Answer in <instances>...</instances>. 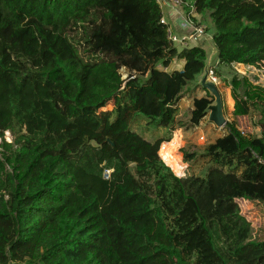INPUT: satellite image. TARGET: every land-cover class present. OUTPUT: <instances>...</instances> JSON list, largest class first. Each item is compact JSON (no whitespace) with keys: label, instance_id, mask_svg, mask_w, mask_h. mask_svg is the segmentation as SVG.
<instances>
[{"label":"trees","instance_id":"16d2710c","mask_svg":"<svg viewBox=\"0 0 264 264\" xmlns=\"http://www.w3.org/2000/svg\"><path fill=\"white\" fill-rule=\"evenodd\" d=\"M182 2L210 21L219 63L264 61V0ZM163 15L158 0H0V264H264L238 202L264 205V88L232 77L234 114L257 113L260 134L228 121L206 176L177 175L171 137L133 128L174 130L207 66ZM214 101L194 99L192 125Z\"/></svg>","mask_w":264,"mask_h":264},{"label":"rangeland","instance_id":"374dc122","mask_svg":"<svg viewBox=\"0 0 264 264\" xmlns=\"http://www.w3.org/2000/svg\"><path fill=\"white\" fill-rule=\"evenodd\" d=\"M161 2L163 3L164 0H161ZM202 18L201 15H198L197 22L205 25L207 31V23H211L209 20L206 21L207 23L202 21ZM172 24V27L175 29L174 25L176 24ZM199 44L203 45L207 50V66L198 79L185 89L182 99L178 102L179 113L177 115L175 129L171 131L167 128H156L150 125L143 117H138L135 122H133V128L150 140H155L159 137H171L170 141L162 143L160 155L166 163L170 165L173 171L181 176L190 174L206 176L211 168L216 167L217 163L215 162V157L209 153V148L219 137L224 136L228 132L226 124L222 127L217 126L212 120H210L209 113L198 126L191 124L190 117L194 99L207 94H211L214 99L216 98L213 91L208 87H204V84L212 83L218 87L222 96L224 104L223 111L227 122L234 121L239 129L247 135L260 134V128L256 124L258 118L257 113L242 116H236L234 114L236 98L233 94L230 81L234 75H238L239 77L247 76L255 84L264 88V61L256 66L240 63H235L233 65H219L217 64L218 51L213 38L207 36L206 41H200ZM180 64L179 60L174 61L176 67H180ZM209 68L214 69L217 77L216 81L211 77ZM113 107L114 103L112 101L104 109H112ZM5 139L9 142L13 140V136L9 131L5 133ZM1 142L2 139L0 138V145ZM185 153L195 155V157L186 160ZM246 167L247 165L245 163H241L238 172L246 169ZM225 169H228L227 166H225ZM109 173L110 170H107V174ZM238 202L242 212L255 227L257 234L260 237H264V205L256 202H249L242 198L238 199ZM22 264H27V262Z\"/></svg>","mask_w":264,"mask_h":264},{"label":"built area","instance_id":"2783aa9c","mask_svg":"<svg viewBox=\"0 0 264 264\" xmlns=\"http://www.w3.org/2000/svg\"><path fill=\"white\" fill-rule=\"evenodd\" d=\"M161 4V0H158ZM175 3L183 5L182 0H173ZM162 9L163 6L161 5ZM194 13H195V6L194 3L191 4V13H182L181 14V26L183 30L186 31L185 35H178L174 32L171 25L167 22L165 15L162 17V22L168 25V38L171 40L175 45H178L180 47H189L193 45V42L196 43L200 40V38L205 37L206 35V26L203 24H200L194 19ZM211 67V66H210ZM209 73L211 74V77L214 79V81L217 80V77L215 75V71L213 68H209ZM176 173V172H175ZM177 174V173H176ZM179 175V174H177ZM181 176V175H179ZM247 200V199H243ZM249 201V200H248ZM250 202V201H249Z\"/></svg>","mask_w":264,"mask_h":264},{"label":"crops","instance_id":"0c3cea01","mask_svg":"<svg viewBox=\"0 0 264 264\" xmlns=\"http://www.w3.org/2000/svg\"><path fill=\"white\" fill-rule=\"evenodd\" d=\"M161 5L163 6V13H164V15L166 17L167 22L171 25V27L173 25L172 23H175L176 24V25H174L175 26V29L172 27L173 30H174V32L176 34H178V35H185L186 34V31L183 30V28L181 26V17H180L182 13H186L185 10H184V8H182L183 6H181L180 4L175 3L173 0H164L163 3L161 2ZM198 15L199 14H197L196 16L198 17ZM207 36L212 37V34L207 31L206 32V35H205V38L204 37L203 38H200V40L198 42H196V43L193 42V45L192 46H195V45L203 46V45L199 44V42L200 41L201 42L202 41H206ZM180 63H181L180 64L181 65L180 67H182L183 62L180 61ZM217 64H219V65H225V64L219 63V59H218ZM180 67H176L174 65V62H173V64H172V66H171L170 69L180 68Z\"/></svg>","mask_w":264,"mask_h":264},{"label":"water","instance_id":"95a60500","mask_svg":"<svg viewBox=\"0 0 264 264\" xmlns=\"http://www.w3.org/2000/svg\"><path fill=\"white\" fill-rule=\"evenodd\" d=\"M204 87L210 88L215 94V103L209 106V118L212 120L217 126L222 127L227 123V119L224 115L223 108V100L222 96L219 92L218 87L215 84H204Z\"/></svg>","mask_w":264,"mask_h":264}]
</instances>
